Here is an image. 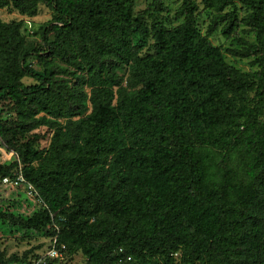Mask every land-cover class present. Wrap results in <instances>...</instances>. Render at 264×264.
Instances as JSON below:
<instances>
[{"label":"trees","instance_id":"trees-1","mask_svg":"<svg viewBox=\"0 0 264 264\" xmlns=\"http://www.w3.org/2000/svg\"><path fill=\"white\" fill-rule=\"evenodd\" d=\"M135 2L0 0L52 12L39 43L0 19V182L38 194L0 196V239L56 238L84 264H264V0H200L204 34L194 0L177 24L165 0ZM220 24L254 32L231 53L256 71L210 42Z\"/></svg>","mask_w":264,"mask_h":264},{"label":"rangeland","instance_id":"rangeland-1","mask_svg":"<svg viewBox=\"0 0 264 264\" xmlns=\"http://www.w3.org/2000/svg\"><path fill=\"white\" fill-rule=\"evenodd\" d=\"M198 6L197 10V19H198V27L201 32L204 34L209 22L210 15L208 12L203 10V6L200 0H194ZM181 0H165V5L167 8V12H163L162 16L169 19L172 24H177L178 21L175 20L174 15L178 6L180 5ZM147 7V0H136L135 2V11L141 12ZM238 7L240 5L238 4ZM243 14V10L239 11V15ZM52 18V12L44 5H40L35 15L33 16H22L18 14L16 11L3 9L0 10V19L4 21L23 19L28 32V39L33 42H40V36L34 35L35 32L39 31V28L48 22ZM224 24H220L216 31L209 37L210 42L217 47H220L224 59L227 63L234 66L235 68L241 70L242 72H254L257 70L256 64H254L255 56L250 55L247 57H239L234 56L231 53V50L234 49H242L246 47L247 44L255 43V34L254 32L249 31V29L245 26H240L230 37H225L221 33V28ZM244 41V43H243ZM30 61L34 62V67H36L35 59H31ZM25 83H31L32 79L26 77L24 79ZM14 154L13 152H7L0 145V163H8L13 160ZM9 186V187H8ZM6 193H9L11 197L25 199L30 203H37L36 198L38 196L37 193H34L32 189H30L26 183L18 182V181H7L0 182V196H4ZM39 202V200H38ZM50 242L48 238L38 237L34 239H13V238H2L0 239V254L7 258L11 255H16L19 258L27 256L28 260L33 259L37 255H41L49 248ZM85 257L80 252H73L71 254L63 253V258L58 259L54 262V264H84Z\"/></svg>","mask_w":264,"mask_h":264},{"label":"built area","instance_id":"built-area-1","mask_svg":"<svg viewBox=\"0 0 264 264\" xmlns=\"http://www.w3.org/2000/svg\"><path fill=\"white\" fill-rule=\"evenodd\" d=\"M3 182L7 181H18V182H23L26 183L27 186L33 190L34 193H37L33 186L26 182L22 175L19 173L14 180H10L9 178H3ZM57 241L56 238L52 240V243L49 245V248L39 256V258L34 262V264H48V260H55V259H61L63 258V250H65V245L60 244V247H56Z\"/></svg>","mask_w":264,"mask_h":264}]
</instances>
